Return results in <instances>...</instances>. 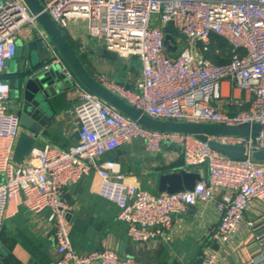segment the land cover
Here are the masks:
<instances>
[{
    "label": "built area",
    "instance_id": "1",
    "mask_svg": "<svg viewBox=\"0 0 264 264\" xmlns=\"http://www.w3.org/2000/svg\"><path fill=\"white\" fill-rule=\"evenodd\" d=\"M40 1L61 31L69 21L82 20L87 35L103 41L108 52L139 59L140 75L132 87L105 74L94 78L144 115L159 121L264 127V0ZM168 22L186 43L176 55L164 43L162 28ZM26 25H32L49 48L42 67L58 65L66 83L77 90L73 115L78 141L68 148L33 146L27 158L14 163L13 148L22 128L18 114L8 112L9 85L0 78V225L13 205L32 213L47 210L54 229V264H136L133 257L121 258L110 249L77 253L71 246L68 216L72 206L67 188L94 172L99 179L98 195L116 205L117 219L126 223L127 236L136 244L145 245L163 235L174 214L199 201L213 202L219 214L210 240L221 244L232 237L250 202L264 200V162L252 157L264 151V135L255 139L211 135L201 141L190 134L141 126L76 80L22 0L0 1V73L16 57V40ZM212 35L223 38L231 48L229 62L215 64L197 55L196 45L206 50ZM224 81L232 89L253 95L247 110L232 114L223 110ZM229 103L238 109L243 105L237 98ZM135 139L150 154L164 147L177 148L184 167L196 171L205 166V176L191 190L176 193H154L127 181L118 163L103 157ZM208 142L241 146L243 156L230 158ZM215 259L216 252L207 246L198 264H214Z\"/></svg>",
    "mask_w": 264,
    "mask_h": 264
},
{
    "label": "crops",
    "instance_id": "2",
    "mask_svg": "<svg viewBox=\"0 0 264 264\" xmlns=\"http://www.w3.org/2000/svg\"><path fill=\"white\" fill-rule=\"evenodd\" d=\"M62 32H66L71 47L91 76L105 74L130 87L139 78V59H124L108 52L87 35L84 21L71 20ZM18 37L16 57L0 73V78L6 81L19 61L35 63L46 58L35 47V43L42 40L30 27H23ZM63 87L50 98L54 115L35 140V147L51 144L68 148L78 141L73 115L78 93L67 83ZM221 93L222 108L229 114L247 110L254 99L250 93L232 89L227 81L222 83ZM12 96L9 93L8 112L17 113V103ZM233 98L243 101L239 109L229 103ZM103 158L118 163L127 181L154 193H158L161 176L185 168L177 148L164 147L150 154L137 139L122 143ZM196 172L205 176V166L198 167ZM98 186L97 175L90 172L67 188L66 198L72 206L68 216L70 242L77 253L110 249L121 258L133 257L136 264H198L203 248L211 246L216 252L214 264H242L247 260L252 264H264V200L250 202L235 234L221 244L210 240V233L219 221L214 203L199 201L185 212L174 214L170 229L163 235L140 245L128 238L126 223L117 219L116 205L98 195ZM48 214L47 210L32 213L21 205L10 208L0 225V264H54L57 254Z\"/></svg>",
    "mask_w": 264,
    "mask_h": 264
},
{
    "label": "water",
    "instance_id": "3",
    "mask_svg": "<svg viewBox=\"0 0 264 264\" xmlns=\"http://www.w3.org/2000/svg\"><path fill=\"white\" fill-rule=\"evenodd\" d=\"M22 1L35 17L37 24L45 32L50 45L73 73L76 80L86 90L123 115L136 120L141 126L157 131L190 134L201 141H206V137L211 135H234L251 137L252 139L260 133L264 135V127L257 123L225 126L194 122L159 121L144 115L104 88L88 73L64 33L54 24L49 14L44 10L40 0ZM162 31L164 33V43L172 53H175L177 50L176 41L182 39V35L177 32L171 22L163 26ZM43 42L35 43V47L42 52V55H46L45 60L43 58L35 63L30 62V60L28 63L19 61L12 76L7 81L9 90L13 93L17 103V114L22 128L12 153V161L16 164H20L29 156L35 140L53 118L54 109L50 98L60 93L64 89V84H66L58 65L52 66L47 70L42 67L50 54L48 46ZM8 64L9 62H6L5 66ZM208 145L230 158L240 159L243 156V147L241 146L220 145L213 142H208ZM252 157L256 161L264 162V151H256ZM199 178L200 176L195 170L188 168L178 169L176 172L160 177L158 193H176L183 190H191L195 181L199 180Z\"/></svg>",
    "mask_w": 264,
    "mask_h": 264
},
{
    "label": "trees",
    "instance_id": "4",
    "mask_svg": "<svg viewBox=\"0 0 264 264\" xmlns=\"http://www.w3.org/2000/svg\"><path fill=\"white\" fill-rule=\"evenodd\" d=\"M66 39L69 42V39L67 37ZM199 47L201 56L203 58L209 59L215 64H224L229 62L230 60L231 48L223 38L217 35L211 36L210 43L206 47V50L203 49V46L201 44H199Z\"/></svg>",
    "mask_w": 264,
    "mask_h": 264
},
{
    "label": "rangeland",
    "instance_id": "5",
    "mask_svg": "<svg viewBox=\"0 0 264 264\" xmlns=\"http://www.w3.org/2000/svg\"><path fill=\"white\" fill-rule=\"evenodd\" d=\"M45 1H49V0H45ZM154 17H155V16H154ZM155 24H156V23H155ZM26 26H27V27H30L31 32L35 34V29H34V27H33L32 25H26ZM64 34H65V36L67 37L66 32H64ZM18 39H19V37H17L16 45H17ZM93 39H95V38H93ZM95 40H96L98 43H100L101 45H103V47L105 48L103 41H101V40H99V39H95ZM177 45H178V50H177L175 53H173V55H176L178 52H180V51L186 46V43L184 42L183 39H178V40H177ZM195 51H196V53H197L198 56H201V52H200L199 44L196 45V47H195ZM10 93H11V95H13L12 92H10ZM12 97H13V96H12ZM8 102H9V101H8ZM8 102H7V107H8ZM255 138H256V137L254 136L253 139H255Z\"/></svg>",
    "mask_w": 264,
    "mask_h": 264
}]
</instances>
